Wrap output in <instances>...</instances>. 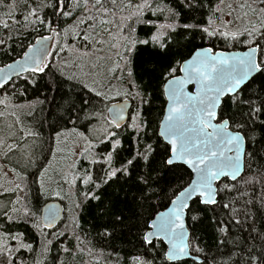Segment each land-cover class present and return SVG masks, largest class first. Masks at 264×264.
Wrapping results in <instances>:
<instances>
[{"label":"snow or ice","instance_id":"6c2138e0","mask_svg":"<svg viewBox=\"0 0 264 264\" xmlns=\"http://www.w3.org/2000/svg\"><path fill=\"white\" fill-rule=\"evenodd\" d=\"M0 9V56L18 57L0 66V157L23 163L0 165V264H47L53 248L52 264L85 252L93 264H218L195 227L205 211L217 250L231 245L246 250L244 264H264L253 211L264 210V0H0ZM181 39L204 45L162 73L154 130L153 93L134 64ZM46 126L51 158L29 181ZM185 166L190 180L169 196L167 174ZM34 189L67 200V216L55 202L33 207ZM93 208L105 217L93 229L107 254L88 246L80 222Z\"/></svg>","mask_w":264,"mask_h":264},{"label":"trees","instance_id":"16d2710c","mask_svg":"<svg viewBox=\"0 0 264 264\" xmlns=\"http://www.w3.org/2000/svg\"><path fill=\"white\" fill-rule=\"evenodd\" d=\"M6 11L5 9H0V12ZM22 11V9H18L17 12ZM28 39H32L31 36L28 37ZM34 42V41H33ZM13 43V47L15 48V43ZM219 46L221 48H226L227 46L223 44V42H218ZM193 44L197 46H203L204 42L200 41L199 39L193 41V42H187L183 39L180 40L179 46H173L169 49V52L167 55H157V56H151L148 52H145L142 54L141 57H138L135 64H134V72L136 73H143V79L144 81L150 85V90L153 93V103L152 107L150 109H147V112L149 113V119L151 120V126L155 130L158 128L159 120L162 118L163 109L165 107L166 100L163 97L162 94V84H163V78L162 73L166 71L170 66H173L176 60H182L183 58H187L190 53L194 50ZM234 49H243L240 45H236ZM231 50V49H228ZM19 51V49H17ZM18 58L15 53H13L12 57H5L0 56V66H2L5 63L11 62L12 59ZM178 73V72H177ZM176 73V74H177ZM137 79H140L139 76H137ZM21 83H23L21 81ZM35 96L32 92H29L27 97L23 99H16V103L24 102L25 100L34 99ZM57 100H59V96H57ZM135 110V102H133L132 111ZM68 127H71V125H68ZM81 130H84V128H81ZM48 128L45 127L44 130V136L45 139L43 143H41L39 140L32 146V151L35 152L36 158L38 160L37 168H28L26 169V172L28 173V179L31 181L34 178V174L37 173L38 167L42 166V164H46L48 159L51 158V152L49 151L51 142L46 139L48 135ZM123 143L124 148L128 149L131 147V135L125 134L123 137ZM129 153L127 151L121 150V156L127 157ZM19 159L17 156H14L11 161H7L3 157H0V165L4 167V170H8L12 167H17V169L23 168V163L18 162ZM252 168H256V163L252 164ZM11 177V172H10ZM190 180V170L185 167H183L182 171H178L176 173H168L167 174V183L165 184V191L170 196L172 188H177L180 185H184L185 182ZM111 191V190H109ZM257 194L260 192V186L257 185L256 188ZM50 200V199H49ZM31 201L33 207H39L42 208L43 204L46 202L44 197H40L35 189L33 190L31 194ZM48 201V200H47ZM64 204L65 211L64 216H67V203L66 200H60ZM161 207L158 210L164 209V207L167 206L168 201L167 200H161ZM203 207V206H201ZM127 210V209H125ZM254 212H256V219L258 222V226L260 223H264V210L257 211L256 209H253ZM145 217H148L152 214L151 210L145 211ZM212 213L209 211H205L203 216L201 217L200 222H198L195 227L197 230V234L201 237L202 241L204 242V245L207 248L211 249V252L208 253L209 255H214L218 264H225V262H228V264H244V260L246 258V250L241 251L240 249H232L231 245L221 248L217 250L216 248V242L215 237L213 236V222L211 220ZM105 219V217H99L98 213L95 208L91 210H85L83 213H81V225L84 228L86 232H90L91 235L89 236V239L92 240V244L88 245L89 247H92L93 245L97 250L104 248L105 254H107L108 251H110V248L103 243L98 237H96V232L93 229V224H99L102 222V220ZM188 225L191 228V219L190 216L188 217ZM62 225H57V227H61ZM22 230H26L30 236H35V232L28 226H22ZM239 235L243 238L248 237V232L246 230L241 231ZM125 239L124 236L118 237L115 241L112 243L116 245L117 247H122V241ZM251 243V241H249ZM65 244L73 248L74 250V244L75 241L69 238L65 241ZM243 248V246H241ZM57 249L53 248L52 252L49 254L47 264H52V256L56 255ZM232 252L238 253L237 255H232ZM86 252L84 254H75L73 256H69L67 254L61 253V257L65 260V264H85V262H82V258H85ZM231 256V260H229V257Z\"/></svg>","mask_w":264,"mask_h":264},{"label":"water","instance_id":"95a60500","mask_svg":"<svg viewBox=\"0 0 264 264\" xmlns=\"http://www.w3.org/2000/svg\"><path fill=\"white\" fill-rule=\"evenodd\" d=\"M231 50H243V49H231ZM10 63V62H9ZM177 75H182V73H177ZM189 87V90L190 91H192V90H194V86L193 85H189L188 86ZM165 106H166V103H165ZM132 107H133V104H132ZM131 110H132V108H131ZM46 202H55V203H57V204H59L63 209H64V211H65V207H64V204L62 203V201H60V200H58V199H50V200H48V201H46ZM45 202V203H46ZM44 203V204H45ZM44 204H43V206H44ZM43 206H42V208H43ZM162 210H164V209H162ZM161 210V211H162ZM62 215H64V212L62 213ZM188 217L186 218V222H187V224H188Z\"/></svg>","mask_w":264,"mask_h":264},{"label":"rangeland","instance_id":"374dc122","mask_svg":"<svg viewBox=\"0 0 264 264\" xmlns=\"http://www.w3.org/2000/svg\"><path fill=\"white\" fill-rule=\"evenodd\" d=\"M17 158L19 159V156H17ZM6 171H8V170H6ZM9 177H10V172H9ZM66 203H67V206H69L67 200H66ZM82 262H85V264H93V259H92V257L90 255H88L86 253L85 258H82Z\"/></svg>","mask_w":264,"mask_h":264}]
</instances>
